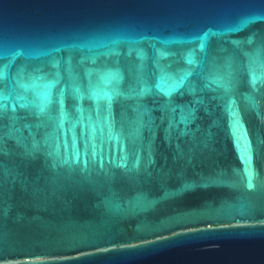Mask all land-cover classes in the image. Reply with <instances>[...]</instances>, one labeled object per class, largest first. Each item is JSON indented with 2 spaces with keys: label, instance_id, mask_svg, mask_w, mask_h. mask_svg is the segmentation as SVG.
Returning a JSON list of instances; mask_svg holds the SVG:
<instances>
[{
  "label": "water",
  "instance_id": "obj_1",
  "mask_svg": "<svg viewBox=\"0 0 264 264\" xmlns=\"http://www.w3.org/2000/svg\"><path fill=\"white\" fill-rule=\"evenodd\" d=\"M0 264H264V0H0Z\"/></svg>",
  "mask_w": 264,
  "mask_h": 264
},
{
  "label": "snow or ice",
  "instance_id": "obj_2",
  "mask_svg": "<svg viewBox=\"0 0 264 264\" xmlns=\"http://www.w3.org/2000/svg\"><path fill=\"white\" fill-rule=\"evenodd\" d=\"M241 160H242V163L245 164V176L247 177L248 179V182H249V187H252V181L254 179V176H255V171L254 169L252 168V165H251V150L249 148L248 145H242V148H241Z\"/></svg>",
  "mask_w": 264,
  "mask_h": 264
}]
</instances>
